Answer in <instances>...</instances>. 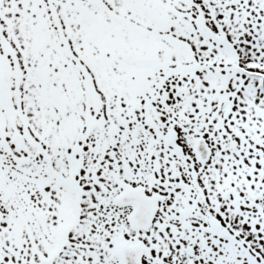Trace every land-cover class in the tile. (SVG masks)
Wrapping results in <instances>:
<instances>
[{"label":"snow or ice","instance_id":"1","mask_svg":"<svg viewBox=\"0 0 264 264\" xmlns=\"http://www.w3.org/2000/svg\"><path fill=\"white\" fill-rule=\"evenodd\" d=\"M0 264H264V0H0Z\"/></svg>","mask_w":264,"mask_h":264}]
</instances>
